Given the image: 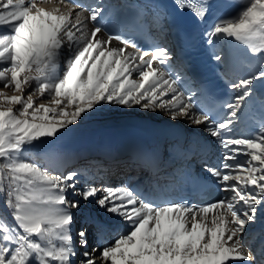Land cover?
<instances>
[{
  "label": "snow or ice",
  "instance_id": "1",
  "mask_svg": "<svg viewBox=\"0 0 264 264\" xmlns=\"http://www.w3.org/2000/svg\"><path fill=\"white\" fill-rule=\"evenodd\" d=\"M174 3L200 22L215 7L211 0ZM232 7L209 26L207 43L223 42L212 56L222 64L232 57L224 45L242 46L248 73L228 83L231 100L205 108L173 75L169 49L129 52L135 43L110 33L102 7L0 0V199L8 210L0 212V264H264V247L254 250L245 239L257 225L264 229V97L256 89L264 87V0ZM146 23L136 13L122 26ZM105 104L204 126L222 156L219 167L204 171L225 195L207 204L158 203L127 185L82 184L78 171L55 174L23 158ZM246 119L258 126L238 135ZM82 202L95 203L125 231L100 244L93 242L99 231L74 230Z\"/></svg>",
  "mask_w": 264,
  "mask_h": 264
},
{
  "label": "bare ground",
  "instance_id": "2",
  "mask_svg": "<svg viewBox=\"0 0 264 264\" xmlns=\"http://www.w3.org/2000/svg\"><path fill=\"white\" fill-rule=\"evenodd\" d=\"M78 2L85 5L100 6L103 12L113 7L121 6L123 3L122 0H78ZM146 14L152 19L159 17L157 12L152 9H148ZM156 44L157 46H162L158 41ZM112 46L124 47V45L118 42L116 43L115 41H113ZM127 50L129 52H137V50L129 47H127ZM171 71L173 75L179 76L183 88L195 94L193 97L194 102L201 105L196 86L186 75L179 60L172 59ZM247 73V69L246 71L242 69L240 76L246 75ZM11 94L9 92V95ZM38 102L45 101L41 100ZM128 130L151 132L152 138L156 139V143H159V146L160 142L171 144L173 134H182L185 136V140L183 145L178 148V151L182 153V156L185 157V160L189 164L192 165L193 160H195L199 168L205 164H208L210 167H219L222 162L219 144L215 141V138L209 136L204 126L190 125L184 119L174 121L159 110L153 112L141 109L139 106L128 108L107 104L98 111L93 110L91 115L82 118L77 125L70 126V130H62L63 134H58V138H45L46 143L41 146L39 151L30 148V152L36 153L37 160L35 162L48 168L55 174H66L70 171L80 172L82 174V184L86 178L88 183L97 187L120 186L123 181H128V186L131 188H162L163 185L170 181V177L167 175L168 169L165 166H163L162 170L157 169L158 172L155 174H135V172L132 173L129 171L125 173L124 169L129 167L128 164L121 167L114 166L115 164L117 165L118 163L131 159L130 157L133 154L130 153L127 144H118L110 140L108 136L110 134H123ZM237 134H242L239 125ZM79 142H82V145L76 147L75 145ZM53 154H58L60 161L64 162V165L49 167L50 163L46 159ZM240 159H243V157H240ZM99 164H102V166H99ZM109 166L113 168L110 170ZM108 173H111L112 177L110 175L107 176L106 174ZM4 208L0 207L2 209L0 212L7 213ZM81 227H87L93 236L99 231L101 233L100 239L93 242L100 244L111 242L125 231L123 223L118 219L112 218L111 214L100 209L95 203L85 202H82L81 209L76 213L74 230ZM263 233L264 229L257 225L256 230L245 239L250 244L254 235L261 240L262 238L264 239V236H260Z\"/></svg>",
  "mask_w": 264,
  "mask_h": 264
},
{
  "label": "rangeland",
  "instance_id": "3",
  "mask_svg": "<svg viewBox=\"0 0 264 264\" xmlns=\"http://www.w3.org/2000/svg\"><path fill=\"white\" fill-rule=\"evenodd\" d=\"M100 114V113H99ZM92 126V125H91ZM90 126V127H91ZM82 127H84V128H86L85 126H82ZM45 139V138H44ZM45 141H46V139H45ZM23 158L24 159H26V160H30V161H36L37 160V155H36V153L34 154L33 152H30V147L29 148H27L26 149V151H25V153L23 154ZM99 166H102V164H99ZM125 172V171H124ZM0 207H4L3 206V201H2V199H0ZM4 209H6V208H4ZM1 211H2V209H0ZM6 211H8L7 209H6ZM257 227V226H256ZM255 237L253 236V244H255L256 242H255V239H254ZM252 247H253V249H255V246L254 245H252Z\"/></svg>",
  "mask_w": 264,
  "mask_h": 264
}]
</instances>
